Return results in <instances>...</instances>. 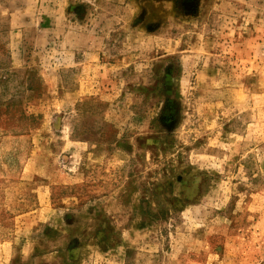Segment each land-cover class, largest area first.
<instances>
[{"label": "rangeland", "instance_id": "1", "mask_svg": "<svg viewBox=\"0 0 264 264\" xmlns=\"http://www.w3.org/2000/svg\"><path fill=\"white\" fill-rule=\"evenodd\" d=\"M0 264H264V0H0Z\"/></svg>", "mask_w": 264, "mask_h": 264}]
</instances>
